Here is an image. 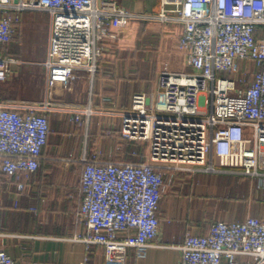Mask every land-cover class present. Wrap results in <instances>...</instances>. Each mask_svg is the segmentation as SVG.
<instances>
[{
  "label": "built area",
  "instance_id": "obj_1",
  "mask_svg": "<svg viewBox=\"0 0 264 264\" xmlns=\"http://www.w3.org/2000/svg\"><path fill=\"white\" fill-rule=\"evenodd\" d=\"M157 13L137 12L119 0H0V84L23 60L7 45L25 11L50 15L48 90L79 72L94 74L105 39L120 36L123 20L183 26L173 43L185 52L188 71H162L158 98L136 92L112 114L134 160H111L101 150L85 158L80 221L74 236L110 255L144 249L160 235L164 192L179 172H234L264 188V0H160ZM251 75V78H248ZM49 96L39 102L0 99V186L14 206L32 190L50 132L49 113L62 110L83 123L90 107H64ZM248 132L251 136L248 135ZM121 149V147H120ZM37 212V207H31ZM175 264H264V219L216 220L206 234L187 233ZM87 256L82 264H93ZM0 264H18L0 242Z\"/></svg>",
  "mask_w": 264,
  "mask_h": 264
},
{
  "label": "crops",
  "instance_id": "obj_2",
  "mask_svg": "<svg viewBox=\"0 0 264 264\" xmlns=\"http://www.w3.org/2000/svg\"><path fill=\"white\" fill-rule=\"evenodd\" d=\"M119 1L137 12L157 13L161 9L160 0ZM34 12H23L17 34L7 45L22 64L24 59L12 53L10 45L18 41ZM48 25L50 33V18ZM139 29L145 36L154 37L155 58L165 60L164 64L151 63L147 75L136 59L140 50L124 42ZM182 29L181 24L130 19L121 25L118 40L103 43V57L94 74L79 72L66 85L50 90L53 104L90 107L93 113L85 115L83 123L71 121L70 114L62 110L49 113L50 132L41 165L31 173L32 190L21 195L20 207L14 206L7 183L0 186V242L18 264H82L87 256L93 264H175L180 258L178 246L187 233L206 234L216 220L241 221L247 216L264 219V200H247L254 192L264 194L257 179L234 172H179L163 194L158 213L161 232L153 245L110 255L100 245L92 246L90 253L86 244L74 239L87 231L79 218L84 159L96 150L111 160L136 159L130 153L133 148L145 152L143 143L126 142L118 149L120 119L112 111L130 106L136 92H147L157 99L162 71L189 70L185 52L173 44ZM20 65H13V74ZM31 207H37V212Z\"/></svg>",
  "mask_w": 264,
  "mask_h": 264
},
{
  "label": "rangeland",
  "instance_id": "obj_3",
  "mask_svg": "<svg viewBox=\"0 0 264 264\" xmlns=\"http://www.w3.org/2000/svg\"><path fill=\"white\" fill-rule=\"evenodd\" d=\"M50 15L45 11H35L27 20L23 31L18 36V41L10 45V50L14 54L21 55L25 63L21 64L20 70L0 84V98L13 99L18 101L39 102L46 98L48 86L46 82V67L44 61L47 55L48 33ZM142 29L138 33H133L132 38L124 40L136 47L140 52L136 53L137 61L142 63V70L145 74L150 69L151 63H165L163 58H155V48L157 46L154 37L145 36ZM138 56V58H137ZM158 61V62H157ZM147 75V73H146ZM248 78H251L249 75ZM56 86H60L58 83ZM52 91V90H51ZM248 135L251 134L248 132ZM127 141L121 139L119 135L118 149L123 148ZM144 144V143H143ZM146 147V144H144ZM127 147V145H126ZM262 188L261 190H263ZM264 200V194L258 192L253 196H248L250 202Z\"/></svg>",
  "mask_w": 264,
  "mask_h": 264
},
{
  "label": "trees",
  "instance_id": "obj_4",
  "mask_svg": "<svg viewBox=\"0 0 264 264\" xmlns=\"http://www.w3.org/2000/svg\"><path fill=\"white\" fill-rule=\"evenodd\" d=\"M129 20H130V19H129ZM129 20H123V21L120 23L119 29H120L121 25H123L124 23L128 22ZM140 22H141V21H140ZM142 24H143V22H142ZM120 37H121V35H120L118 38H116V40H118ZM108 40L113 41V40H115V39H105V40L103 41V43H105V42L108 41Z\"/></svg>",
  "mask_w": 264,
  "mask_h": 264
},
{
  "label": "water",
  "instance_id": "obj_5",
  "mask_svg": "<svg viewBox=\"0 0 264 264\" xmlns=\"http://www.w3.org/2000/svg\"><path fill=\"white\" fill-rule=\"evenodd\" d=\"M38 264H51V263H38Z\"/></svg>",
  "mask_w": 264,
  "mask_h": 264
}]
</instances>
